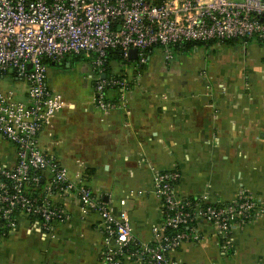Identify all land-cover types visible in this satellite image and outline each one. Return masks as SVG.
Here are the masks:
<instances>
[{
	"label": "crops",
	"instance_id": "obj_1",
	"mask_svg": "<svg viewBox=\"0 0 264 264\" xmlns=\"http://www.w3.org/2000/svg\"><path fill=\"white\" fill-rule=\"evenodd\" d=\"M157 51L163 49L150 51L139 79L135 66L131 71L119 64L118 72L112 70L130 81L124 91L107 93L119 108L102 112L94 94L80 104L66 100L39 136L43 150L57 157L73 179L93 169L88 187L115 211L127 213L135 239L142 243L153 242V229L162 223L161 201L154 193L157 173L180 172L177 194L183 200L201 198L219 205L250 195L264 206V41L193 43L173 51L183 59L175 64L174 56L166 60ZM189 52L205 64L186 57ZM70 58L48 66L72 67L77 61ZM82 68L85 87L90 80L94 88L91 60ZM52 82L50 74V88ZM52 201L69 216L56 226V237H43L21 216L18 229L0 241V264H103L100 216L84 214L74 195L56 194ZM199 232V242H184L172 254L175 261L264 264V215L233 231L231 254L223 252L212 226L201 224Z\"/></svg>",
	"mask_w": 264,
	"mask_h": 264
},
{
	"label": "built area",
	"instance_id": "obj_2",
	"mask_svg": "<svg viewBox=\"0 0 264 264\" xmlns=\"http://www.w3.org/2000/svg\"><path fill=\"white\" fill-rule=\"evenodd\" d=\"M253 39L264 41V0H0V76L26 84V101L16 100L13 90H0V241L18 229L21 216L43 237L54 239L56 226L69 219L52 201L58 194L76 196L84 214L100 216L103 264H180L172 254L184 242L200 241L195 223L212 226L223 252L231 254L233 231L264 215L256 198L242 195L219 205L183 200L177 194L180 172L157 173L154 193L161 201L162 223L153 229V242L142 243L127 213L95 196L81 174L73 179L57 157L43 150L39 136L66 107L48 85L50 62L93 58L95 103L108 113L120 104L108 99L107 90L130 86L126 77L103 78L111 51L130 60V50L137 49L139 79L153 48L161 47L171 60L173 49L189 43ZM39 183H45L42 193L28 192Z\"/></svg>",
	"mask_w": 264,
	"mask_h": 264
},
{
	"label": "rangeland",
	"instance_id": "obj_3",
	"mask_svg": "<svg viewBox=\"0 0 264 264\" xmlns=\"http://www.w3.org/2000/svg\"><path fill=\"white\" fill-rule=\"evenodd\" d=\"M159 48H157L158 50ZM157 54L162 55V58L164 59V52L157 51ZM174 59L172 63H176L178 61L182 62L181 54L179 52H173ZM186 57L191 58L195 63H203L205 64V60L200 58V55L192 53H187ZM157 62H161L159 60V57H157ZM72 59V58H70ZM91 62H93L91 60ZM90 60H79L76 63H73L72 67H69L67 65H56L48 66V75L53 76V82L50 84L51 88L56 87V91L60 93L63 97V99L66 100H75L78 104L84 101L92 100L93 94H94V88H92V84L89 80V85L85 87L84 85V76L87 75L86 72H84L83 68L84 65H87L89 67ZM112 70L114 72H118L119 70V64L114 62L111 64ZM125 67V70L130 69L132 71V68L135 66V63L132 64H124L122 65ZM133 66L132 68H130ZM134 69V68H133ZM83 70V71H82ZM182 75H185L187 71H184ZM55 74H58L57 77H54ZM88 81V80H87ZM24 82H17L14 80V77L11 75H7L5 78H1L0 76V90H13L16 93V100L18 101H24V98L22 96L21 90L24 88ZM61 147H63V143L61 144Z\"/></svg>",
	"mask_w": 264,
	"mask_h": 264
},
{
	"label": "trees",
	"instance_id": "obj_4",
	"mask_svg": "<svg viewBox=\"0 0 264 264\" xmlns=\"http://www.w3.org/2000/svg\"><path fill=\"white\" fill-rule=\"evenodd\" d=\"M191 45H193V43H189V44H187V45H185L186 47H188V46H191ZM196 45V44H195ZM157 48H161V47H157ZM162 49V48H161ZM174 50H177V49H173V51ZM70 57H72V56H70ZM74 60H76V61H79V60H87V59H85V56H73L72 57ZM108 60H107V64H106V68H105V75L106 76H108V77H111V76H115V77H121V78H124V76H119V75H112V66H111V64L112 63H114V62H116V63H118V64H122V65H126V64H132V63H136V61L135 60H126V59H124L123 58V56H122V54L120 53V51L119 50H117V51H111L110 53H108V58H107ZM89 60H92L93 61V58H90ZM146 66V65H145ZM145 66H143L141 69H140V71L142 72L143 71V69L145 68ZM135 67L137 68V65H135ZM136 72H137V69H136ZM136 72H135V74H136ZM111 90H113V91H120V89H109V90H107V93L109 92V91H111ZM108 97V96H107ZM109 99V98H108ZM114 101H116V100H114ZM92 174H93V169L92 170H90V169H87L86 171H85V173L82 175L83 176V179L85 180V182H88V181H90V178H91V176H92ZM178 183V182H177ZM44 186H45V183H39L38 185H35V186H31V188L29 189V191L28 192H31V194L32 195H34V196H37L38 194H40V193H42V191L44 190ZM197 199V198H196ZM196 199H194V198H191V199H185V200H187V201H191V202H196L197 200ZM203 205L204 206H209V205H206L204 202H203ZM189 211H192V209L190 210V208H189ZM193 212V211H192ZM195 225L197 226V225H201L200 223L198 224V223H195ZM187 228L188 227H185V229L184 230H187Z\"/></svg>",
	"mask_w": 264,
	"mask_h": 264
},
{
	"label": "water",
	"instance_id": "obj_5",
	"mask_svg": "<svg viewBox=\"0 0 264 264\" xmlns=\"http://www.w3.org/2000/svg\"><path fill=\"white\" fill-rule=\"evenodd\" d=\"M129 59L130 60H136L137 59V49H132L129 52ZM29 69H31V66L29 67ZM106 75L103 76V78H105Z\"/></svg>",
	"mask_w": 264,
	"mask_h": 264
}]
</instances>
